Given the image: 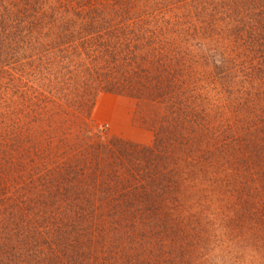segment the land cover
<instances>
[{
  "label": "trees",
  "instance_id": "trees-1",
  "mask_svg": "<svg viewBox=\"0 0 264 264\" xmlns=\"http://www.w3.org/2000/svg\"><path fill=\"white\" fill-rule=\"evenodd\" d=\"M0 264H264V0H0Z\"/></svg>",
  "mask_w": 264,
  "mask_h": 264
},
{
  "label": "rangeland",
  "instance_id": "rangeland-1",
  "mask_svg": "<svg viewBox=\"0 0 264 264\" xmlns=\"http://www.w3.org/2000/svg\"><path fill=\"white\" fill-rule=\"evenodd\" d=\"M152 113V108L132 99L102 94L91 115L92 128L101 137L148 146L154 137Z\"/></svg>",
  "mask_w": 264,
  "mask_h": 264
}]
</instances>
